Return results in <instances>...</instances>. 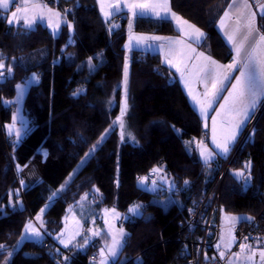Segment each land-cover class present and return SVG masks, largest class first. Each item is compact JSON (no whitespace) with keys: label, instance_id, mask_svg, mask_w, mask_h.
<instances>
[{"label":"trees","instance_id":"obj_1","mask_svg":"<svg viewBox=\"0 0 264 264\" xmlns=\"http://www.w3.org/2000/svg\"><path fill=\"white\" fill-rule=\"evenodd\" d=\"M44 1L66 14L72 30L66 23L54 36L41 24L34 29L10 26L6 15H0V60L6 68L12 67V73L0 80V244L6 245V250L0 252V264L8 259L9 251H13L9 264H89L100 248L99 240L83 251L77 249L82 240L64 250L56 236L65 227L68 208L77 206L85 194L97 193V189L103 206H114L120 212L136 204L145 208L144 216L126 223L123 264H189L192 257L181 241V233L198 240L202 231L182 230L180 223H186L189 215L184 204L198 205L213 194L215 181L238 142L229 157H221L211 166L201 161L195 143L186 144L203 139L202 120L171 72L163 66L165 74L158 73L162 66L159 54L133 51L127 55V13L105 22L96 0ZM230 2L171 0L173 12L205 33L200 50L223 64L232 61L234 55L218 30ZM65 9L69 11L65 13ZM119 19L120 27L109 34V25ZM257 24L264 31V18L259 16ZM134 31L145 35L179 34L172 22L150 17H136ZM125 56L129 58V75L124 139L118 126L110 132L45 212L47 237L43 242H27L15 251L25 224L40 214L85 153L120 115ZM90 57L93 67L88 63ZM34 73L39 82L29 87L24 102L29 127L17 142L6 131L14 116L13 107L7 103L15 99L16 85L27 83ZM78 89L82 91L73 95ZM254 129V137L247 139L238 153L221 192L223 212L250 218L258 216L264 205V110ZM44 151L58 164L48 166L39 182L18 195L19 168L42 160ZM249 160L251 179L245 187L233 171L242 169ZM161 162L164 172L178 186L179 191L173 192L182 201L181 207L174 205L168 211L154 204L152 193L141 188L138 181ZM185 180L189 181L187 185ZM64 256L69 259L65 261Z\"/></svg>","mask_w":264,"mask_h":264},{"label":"snow or ice","instance_id":"obj_2","mask_svg":"<svg viewBox=\"0 0 264 264\" xmlns=\"http://www.w3.org/2000/svg\"><path fill=\"white\" fill-rule=\"evenodd\" d=\"M100 4V10L104 15L106 21H109L114 14H118L124 9H127L129 14V33L128 43L125 48L131 51L133 46L152 48L154 42L160 53L163 55L162 63L169 65L176 69L180 73L181 79L184 81V86L188 90V95L191 97L195 105L198 106L199 113L207 120L209 110L215 111L216 116L212 117V144L213 149H210L203 141H190L186 144L195 142L199 150V155L205 166H210L211 162L216 156L226 158L232 147L237 142L238 138L247 129V125L252 122L255 114L262 102H264V31L257 26V16L264 18V0H231L227 9L224 11L220 18L219 25L221 31L227 37L228 43L232 47V51L235 53L232 57V62L226 65L219 64L216 60L212 59L210 55H205L204 52H197L195 48L191 47L188 41L200 42L205 34L191 24L189 21L173 12L171 9V0H98ZM10 6H15V10L11 11L10 16L6 18V22L9 25H15L23 23L27 29H32L37 20H43L47 17L48 27L53 29V33L58 32L61 23H67L66 14H62L59 11H54L46 4L40 2V0H0V15L6 14ZM255 6V11L253 7ZM235 9V13H233ZM69 10L65 9V13ZM137 16H150L157 21H169L175 22L177 29L186 39H173L171 37H162L157 35H137L132 31V25ZM226 21L231 22L234 26L230 31L225 30ZM69 30H72V24L67 23ZM118 25L110 24L109 30L116 28ZM191 61H195L192 64V68L189 69L188 64ZM89 66L92 65V58H89ZM234 72H238V75L233 76ZM12 73V67L6 68L2 60H0V79L4 78L6 74ZM129 75V58L125 56L123 66V97L120 105V115L110 124L109 128L101 134L88 153H85V158L82 159L81 164L94 154L96 148L106 139L110 131L114 130L117 126L120 128L121 140L125 136V121L124 116L128 110L127 100V84ZM32 80H38L36 74H33ZM193 81L199 85H202V91H196L192 87ZM230 85V87L228 86ZM17 91L22 94L23 87L16 85ZM82 90H77L73 95H78ZM227 92V95H223ZM221 101H223L221 103ZM11 103V102H9ZM111 103V101H110ZM214 104H219V109L213 107ZM219 125L217 123V117H221ZM16 116H13V123L7 126L9 134H15L17 140L20 138V130L15 128ZM205 123V127H207ZM178 131V130H177ZM131 136L130 133H128ZM255 135V129L248 131V139L251 140ZM132 139H135L132 137ZM46 155V153H45ZM251 161H247L243 168L234 171L233 175L243 181V186H247L251 179ZM153 173L160 172L161 169H153ZM148 180V177L138 178L139 183L144 184ZM67 183V182H66ZM153 181V185H155ZM187 185L189 181L185 180ZM21 185L24 182L21 181ZM63 185L61 189L63 190ZM99 191L98 189L96 190ZM58 195V192H54L52 197ZM85 194L81 200L87 199ZM52 197L49 199L51 200ZM47 207V206H46ZM141 205H133L129 211L135 212ZM45 209L40 210V214L36 217L37 221L43 224L42 215ZM71 211V209H69ZM106 215L111 213L114 219H119L120 214L115 209H105ZM67 219V218H65ZM226 219L229 222L237 220H251L250 217H235L227 216ZM105 224L109 228L110 243H106L99 252V264H108L111 258L118 257L120 250L124 245L126 233L123 228L117 231H112L113 225L105 219ZM77 229L69 230L67 227L61 231L57 236L59 243L68 248L73 243L76 236L82 235L79 228L81 227L79 221H76ZM24 235L21 236V240L40 238L42 236L41 231L35 227L34 223L29 220L24 226ZM93 236H99V231L92 229L88 230ZM231 233V227L229 228ZM66 235V238H65ZM247 237L244 240L247 241ZM223 241V237L221 238ZM235 240L231 237L229 240V247ZM19 243V241L17 242ZM85 243L87 238L85 237ZM83 247V245H80ZM219 247V245H217ZM240 253L244 254V264H264V248L256 249L251 244L241 243L239 245ZM6 250V245L0 244V252ZM57 252L60 249H56ZM240 253H234L233 255L240 259ZM12 252H8L7 256L11 257ZM225 253H220V258L223 259ZM258 257V261H257ZM207 259V257H205ZM63 259L67 261L69 257L64 256ZM95 259V258H94ZM3 264H9L5 259ZM229 264H233L229 260Z\"/></svg>","mask_w":264,"mask_h":264},{"label":"rangeland","instance_id":"obj_3","mask_svg":"<svg viewBox=\"0 0 264 264\" xmlns=\"http://www.w3.org/2000/svg\"><path fill=\"white\" fill-rule=\"evenodd\" d=\"M46 3L50 4V2H48V1H46ZM120 20L121 19H119V20H117V22L113 23L115 25H118V27L112 28L111 31L109 30V34L115 32L120 27V22H119ZM128 25H129V22H128ZM127 31L129 33V27H128ZM132 31H134V22L132 25ZM138 34H140V33H138ZM142 35H145V34H142ZM127 40H128V38H127ZM126 43H127V41H126ZM126 52H127V55H130L132 53V50L131 51L127 50ZM32 77L27 83L20 84L23 87V93L20 94L18 92L15 99L10 101L11 103H9V102L7 103V106L13 107V109H14V115L16 116L15 128L19 129L20 133H21L19 140H17L14 133L10 135L9 131L7 129V126L11 125L13 123V120L11 123L6 125V131H7L8 135L14 136L15 141H17V142H20L25 137L26 131L29 127V120H28V118L24 112V102H25V98H26V95L28 93L29 87L32 84H37L39 82V77H38V80H32ZM221 102H223V101H221ZM261 110L263 112L264 102L261 104L259 111L257 110L255 117L252 121L257 122V119L262 114L261 113L259 115V112ZM215 116H216V114H215ZM221 118H222V116L217 117L218 125H219V121ZM205 123H207V125H208L207 127H205ZM205 123H204L205 137H203L202 141L210 149H213L214 145L212 144V131H211L212 123H208V122H205ZM110 132H109V134H110ZM125 134H126V127H125ZM108 135H107V137H108ZM241 137H242V135H241ZM241 137H240V139H241ZM102 143L98 147H100L102 145ZM238 144H239V141H238ZM238 144L236 145V147L238 146ZM236 147L234 148L233 152L235 151ZM197 150H198V148H197ZM45 153H46V155H45ZM198 153H199V150H198ZM227 157H229V155ZM220 158H221V156H216L214 158V160L211 162V164ZM222 158H224V157H222ZM89 159H90V157L83 164H81V162H80V164L74 169V171L70 174V176L62 184L64 186L63 190L57 191L58 195H56L55 197H52V199L46 205L47 207L46 206L44 207L45 211L42 215L43 224L41 225L40 221L36 220V217L32 220L35 227H37L41 231L42 236L40 238H31V239H26V240H21V238H20L19 243H17L15 251H17L19 248H22L25 245V243H27V242H37V243L43 242V240L47 237V234H46V231L44 228V219H43L45 212L49 209L51 204H53L55 202L56 198L67 188L68 184L76 177V175L81 171V169L84 167V165L88 162ZM201 161H202V159H201ZM57 164L58 163L56 161H54L53 159H51L48 156L47 152L44 151V158L42 160H40V161L34 160L30 164H28L25 168H19L18 175H17L18 180L20 181V188L18 189V195H19V192L21 195V191L23 189H25V187L32 186V185L36 184L37 182H39L43 178L45 169L48 166L57 165ZM211 164H210V166H211ZM233 173H234V171H233ZM21 181L24 182L23 186L21 185ZM116 182H117V186H118V180ZM139 186L141 188L149 191L150 193H152V195H153L152 202L154 204L161 206L165 211H168L174 205H177L179 207L182 206V201H181L180 196L175 194V192H177V190H178V186L176 185L173 178H171L170 180L162 179L161 181L156 182L155 185H153V182H147L146 181L144 184L139 183ZM60 189H61V187L58 190H60ZM173 191H175V192H173ZM116 196H117V193H116ZM101 198H102V196H101L100 192L88 194L87 199L80 200V202L78 203L77 206H71L68 208L67 215L65 217L67 219H65V222H64L65 223L64 229L67 227V229H69V230H75V229H77L76 221H79V224L81 226L79 228V230L81 231L82 235L76 236L74 243L78 242L79 240H82L80 245H83V247L80 248V245H79V247H77L78 250L83 251L84 249H86V247L88 245L92 244L93 242H95L97 240L100 241V248H99L98 252L96 253V256H98V257H99L100 249L103 248L106 243H110V239H111L110 234H109V228L105 224V219H107L109 221V223H111L114 226L112 231H117L120 228H123L124 232L127 234L125 237V240H124V245H125L126 239L128 237V232H127V229L125 228L124 224H126L127 222L131 221L134 218L142 217L145 215V208L143 205H141V207L139 209H137L135 212H130L129 210L127 212H120V211H117L114 206L109 207V206L101 205L102 204ZM113 208L115 209V211L117 213L120 214L119 219H114L111 216V213H108L106 215L104 210L105 209L111 210ZM69 209H71V211H69ZM227 216H235V217H246V216L245 215H233V214H228L226 212H222V216H221V224L223 227L222 235L223 236L227 235V236H229V239H230L231 234L234 233L235 225L237 223H239L241 220L229 222L226 219ZM230 227H231V233L229 232ZM89 229H92L94 231H99L101 234L99 236H93L92 233L88 231ZM23 235H24V233H23ZM85 237L87 238V243H85ZM65 238H66V235H65ZM56 240L59 244V247L63 246L62 244L59 243L57 236H56ZM124 245H123V247H124ZM70 247H71V245H69V248ZM123 247L120 250L118 257L111 258L109 260L108 264H123L126 261V258L121 256ZM11 252H12L11 257H8V259H7L9 263L11 261V258L13 257V251H11ZM92 264H99V259L95 260L93 258Z\"/></svg>","mask_w":264,"mask_h":264},{"label":"built area","instance_id":"obj_4","mask_svg":"<svg viewBox=\"0 0 264 264\" xmlns=\"http://www.w3.org/2000/svg\"><path fill=\"white\" fill-rule=\"evenodd\" d=\"M157 70L159 74H165L163 66H159ZM255 124L256 121H252L243 132L238 146L229 157L223 171L215 181L213 194L201 199V202L198 205L192 206L187 205L186 203L184 204V207L187 208V212L189 214L188 221L186 223L181 222L180 227H182V230L201 229L202 231L198 240L191 239L185 235L183 236V233H181V241L184 245H187L190 250L189 256L192 257L189 264H206V262H211V264H229L231 253H227L217 247L220 243L223 229L221 224V216L223 212L221 203L222 186L228 172L235 163L238 153L241 151L243 145L248 139V131L254 129ZM192 141L198 142L199 140L194 139ZM157 168L161 169V171L153 173L152 170ZM153 169L149 170V172L143 176L148 177L147 182H159L162 179H171V176L164 172L163 162ZM251 218L253 219L248 221L243 220L235 225V243L232 253L240 251L239 245L241 243H247L248 241L253 240H264V205L260 214ZM124 226H126V224H124ZM244 237L248 238L247 241L244 240ZM98 245L99 244H97V247ZM221 252L225 253V257L223 259L220 258ZM83 254H85V252H83ZM205 257H207V259ZM93 258L98 259V256H96V254L92 255L89 260V264L92 263Z\"/></svg>","mask_w":264,"mask_h":264},{"label":"crops","instance_id":"obj_5","mask_svg":"<svg viewBox=\"0 0 264 264\" xmlns=\"http://www.w3.org/2000/svg\"><path fill=\"white\" fill-rule=\"evenodd\" d=\"M97 1V4H98V8H99V11H100V14H101V16H102V19L105 21V22H111L112 21V19L115 17V16H117V15H119V14H121V13H127L128 14V12H127V9H124L123 11H121L120 13H118V14H114L112 17H111V19L109 20V21H106L105 20V18H104V15H103V13L101 12V10H100V4L98 3V0H96ZM18 2H22V0H18ZM40 2H42V3H44V4H46L49 8H52L54 11H58L55 7H53V6H51L49 3H46V1H44V0H40ZM250 2H251V0H250ZM15 10V6H10V8H9V10H8V12L5 14L6 15V17H8V16H10V13H11V11H14ZM253 10L255 11L256 9H255V6L253 7ZM233 13L234 14H237L238 15V13H235V9H233ZM129 15V14H128ZM180 16V15H179ZM137 17H150V16H137ZM258 17H259V15L257 16V22H258ZM150 18H152V17H150ZM154 19V18H153ZM173 23V25H174V27H175V29L178 31V29H177V26H176V24H175V22H172ZM43 25L44 27H46L54 36H58L60 33H61V31H62V28H63V26L66 24V23H61L60 24V28H59V30H58V32H56V33H53V29L52 28H50V27H48V24H47V17H45L43 20H37V22L33 25V27H32V29H34L36 26H38V25ZM9 25V24H8ZM10 26H14V27H22V28H25V29H27L24 25H23V23H20V24H15V25H10ZM234 25L231 23V22H228V21H226V25H225V30H228V31H230L231 30V28L233 27ZM257 26H258V24H257ZM218 30H219V32L221 33V35L224 37V39H225V41H226V43H227V45L231 48V50H232V47H231V45L228 43V41H227V37L224 35V32L223 31H221V29H220V25L218 24ZM202 31V30H201ZM134 32V31H133ZM203 32V31H202ZM135 34H137V35H141V34H138V33H136V32H134ZM178 35L177 36H163V35H157V36H162V37H171V38H173V39H186V37H184L183 35H182V33H180L179 31H178ZM204 33V32H203ZM205 34V33H204ZM149 35H156V34H149ZM204 40H205V37L200 41V42H193V41H188V43L189 44H191V47L192 48H195L196 49V51L197 52H203L202 50H200V45L204 42ZM127 43H128V40H127ZM126 43V44H127ZM156 43H159V42H154L153 43V47L152 48H147V47H137V46H133V48H132V52L133 51H141V52H144V53H152V54H159L160 55V57H161V61H163V55L160 53V51H159V49L156 47ZM205 53V52H204ZM234 53V52H233ZM235 54V53H234ZM205 55H208V54H206L205 53ZM213 59V58H212ZM217 61V60H216ZM218 62V61H217ZM232 61H230L229 63H231ZM193 63H195V61H191V62H189V64H188V67H189V69H191L192 68V64ZM219 64H221V65H226V64H223V63H220V62H218ZM229 63H227V64H229ZM162 66H164L167 70H169L170 72H171V74L173 75V77H175L177 80H178V82L180 83V85H181V87H182V89H183V91H184V93L187 95V97H188V100H189V103H190V105H191V107L196 111V113L198 114V116H199V118L202 120V123H203V126H204V123L205 122H208V123H212V117H214L215 116V114H216V112L215 111H212V110H209V112H208V118H207V120H205V118L203 117V116H201L200 115V113H199V109H198V106L197 105H195L194 104V102L192 101V99H191V97L188 95V90L185 88V86H184V81L181 79V76H180V73H178L177 71H176V69L175 68H173V67H170L169 65H167V64H164V63H162ZM233 76H235V75H238V72H234L233 74H232ZM37 77H39L38 75H37ZM229 87H230V85H228ZM192 87H193V89H195L196 91H202L203 90V88H202V85H199V84H197V83H195L194 81H193V83H192ZM223 95H227V92H224L223 93ZM222 103V102H221ZM263 103V102H262ZM213 107L214 108H216V109H219V104H214L213 105ZM204 137H205V134H204ZM241 137V136H240ZM239 137V138H240ZM239 140V139H238ZM202 141V140H201ZM238 142V141H237ZM237 142L235 143V145L237 144ZM235 145L232 147V150H233V148L235 147ZM231 150V151H232ZM231 153V152H230ZM241 221H243V220H241ZM240 221V222H241ZM223 237V241L222 240H220V243H219V249H222V250H224L225 252H227V253H231V255H230V260L233 262V264H244V260H243V257H244V254L243 253H240V251L239 252H233L232 253V250H233V247H234V243H235V240H234V242L233 243H231V245H230V247H229V236H227V235H222L221 236V238ZM231 237H234V233H232L231 234V236H230V238ZM78 239V238H77ZM76 239V240H77ZM248 244H251L252 245V247L253 248H256V249H260V248H264V240H253V241H248L247 242ZM75 243H74V241H73V243L71 244V247L74 245ZM59 245V244H58ZM60 248L61 249H68V248H64L63 246H60ZM81 248V247H80ZM234 253H240V259L239 260H237V258L233 255ZM98 259H99V257H98ZM95 260H97V259H95ZM257 261H258V257H257Z\"/></svg>","mask_w":264,"mask_h":264},{"label":"water","instance_id":"obj_6","mask_svg":"<svg viewBox=\"0 0 264 264\" xmlns=\"http://www.w3.org/2000/svg\"><path fill=\"white\" fill-rule=\"evenodd\" d=\"M262 113V110L259 112V115Z\"/></svg>","mask_w":264,"mask_h":264}]
</instances>
